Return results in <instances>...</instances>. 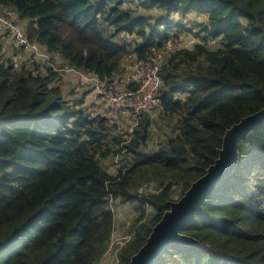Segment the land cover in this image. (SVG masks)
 Returning a JSON list of instances; mask_svg holds the SVG:
<instances>
[{"label": "trees", "instance_id": "16d2710c", "mask_svg": "<svg viewBox=\"0 0 264 264\" xmlns=\"http://www.w3.org/2000/svg\"><path fill=\"white\" fill-rule=\"evenodd\" d=\"M0 7L30 21L29 41L50 56L15 64L0 54V264H99L116 227L124 231L116 259L128 264L165 203L218 158L226 130L264 107V0H0ZM191 14L202 19L194 27L183 22ZM183 31L199 39L193 48L181 43ZM171 45L160 107L132 130L133 122L91 114L57 84L67 68L116 89L126 58L135 54L140 66ZM157 112L175 122L151 147L155 127L164 128ZM181 234L200 244L173 243L156 264H264V122L240 139L236 166Z\"/></svg>", "mask_w": 264, "mask_h": 264}, {"label": "rangeland", "instance_id": "374dc122", "mask_svg": "<svg viewBox=\"0 0 264 264\" xmlns=\"http://www.w3.org/2000/svg\"><path fill=\"white\" fill-rule=\"evenodd\" d=\"M2 13L6 14L8 25L2 24L0 21V54L5 56V59H9L15 64L22 63L25 60L31 61L34 59V55L31 51L26 49H21L16 45V36L18 33L25 34L27 33V28L29 26L30 21L22 20L18 17V15L10 8L0 7V17L3 18L5 16L1 15ZM191 14L187 16V18L183 21L185 24H188L189 27H194L195 22L202 21V19L197 16L193 17ZM171 19L180 20L184 19L182 16L178 14H172ZM11 24L13 27L11 28ZM180 41L185 46L189 48H193L194 45L199 41V39L194 35L193 32H186L180 34ZM128 40L135 39V35L126 36ZM201 42V41H200ZM218 45V42L215 43ZM173 47L170 46V50ZM28 51V52H27ZM165 53H162V57L164 58ZM9 57V58H8ZM53 61H55V66H59L62 63V60L57 55H53ZM140 62L137 61L135 54H131L123 64L124 71L116 76L113 80L112 84L118 87L117 91H122L125 88L123 86L126 84V81L131 78L136 70L140 67L137 66ZM58 69V68H57ZM62 78L57 81V84L63 91L64 96L67 99L78 101L80 106L86 108L88 112L91 114L103 113L113 116L114 119L119 121L131 123V116L129 112L126 110H120L115 112L113 115L109 114L110 107L113 105L112 93L103 89L102 85L97 81L96 77L84 73L82 71H74L69 70L67 68H62L61 72ZM106 112V113H105ZM157 112L156 114H158ZM175 122V120H174ZM173 121H168L167 118L163 115L158 114L157 123L164 126L163 129L153 130V139L150 141L151 147H154L156 144L162 142V136L166 132H170V127L174 124ZM156 126V125H155ZM177 196H175L176 199ZM122 229L116 227V231L113 235L112 243L110 245L109 250L107 251L104 259L99 264H118L116 259L117 245H121L124 240V236Z\"/></svg>", "mask_w": 264, "mask_h": 264}, {"label": "water", "instance_id": "95a60500", "mask_svg": "<svg viewBox=\"0 0 264 264\" xmlns=\"http://www.w3.org/2000/svg\"><path fill=\"white\" fill-rule=\"evenodd\" d=\"M264 122V107L243 117L228 128L224 134L218 158L204 175L195 180L179 199L165 203L168 208L153 227L145 244L135 253L128 264H156L163 259L173 243L199 245L195 238L181 234V230L193 222L195 214L202 212L203 205L213 193L219 181L229 174L239 159L240 139L250 135L252 130ZM2 242H0V247Z\"/></svg>", "mask_w": 264, "mask_h": 264}, {"label": "built area", "instance_id": "2783aa9c", "mask_svg": "<svg viewBox=\"0 0 264 264\" xmlns=\"http://www.w3.org/2000/svg\"><path fill=\"white\" fill-rule=\"evenodd\" d=\"M4 16V14H1ZM0 21L7 23L5 17ZM11 28L16 27L13 24ZM16 45L21 49L31 51L35 58L50 59L49 54L42 48L31 43L25 34L18 33L16 36ZM172 46V45H171ZM170 50V46L166 50L160 51L158 54L151 55L147 60L142 62L135 74L128 79L126 84L134 83L138 86L137 89L124 87L122 91H117L118 88H111L108 92L112 93L113 105L110 107L109 114H114L120 110H127L133 122L132 128L141 119L142 114L146 111H152L160 107V88L163 83V76L160 73L161 65L167 55L174 50ZM162 53H165L164 58ZM123 244V243H122ZM121 244V245H122Z\"/></svg>", "mask_w": 264, "mask_h": 264}]
</instances>
